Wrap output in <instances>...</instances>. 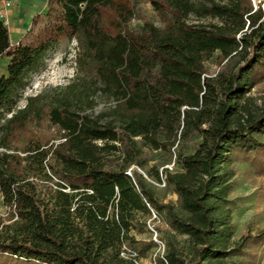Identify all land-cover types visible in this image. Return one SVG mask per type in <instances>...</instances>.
Segmentation results:
<instances>
[{
    "label": "trees",
    "instance_id": "1",
    "mask_svg": "<svg viewBox=\"0 0 264 264\" xmlns=\"http://www.w3.org/2000/svg\"><path fill=\"white\" fill-rule=\"evenodd\" d=\"M55 3L59 20L33 45L12 44L0 20V203L10 221L0 225L1 264H136L122 243L151 213L166 227L155 264H255L264 230L233 241L227 195L236 162L264 174V105L249 95L264 66V6ZM65 37L75 41L73 76L23 97L47 48ZM144 175L170 188L176 207Z\"/></svg>",
    "mask_w": 264,
    "mask_h": 264
},
{
    "label": "rangeland",
    "instance_id": "2",
    "mask_svg": "<svg viewBox=\"0 0 264 264\" xmlns=\"http://www.w3.org/2000/svg\"><path fill=\"white\" fill-rule=\"evenodd\" d=\"M24 1L22 0V2ZM214 1L224 3L226 0ZM249 2L253 8H256L257 5L260 7L264 6V0H249ZM138 11L154 24H158L156 16L148 4L141 2ZM58 20L59 12L55 0H46L44 9L32 15L29 18L28 25L21 29L18 42L28 45L35 44L38 39L43 38V32L53 26L54 22ZM188 22L205 24L208 22L214 23L215 21L208 19L195 20V18L190 16L188 17ZM140 25L141 21L138 19L130 22V28L132 29H137ZM9 39H17L16 34L9 33ZM75 52V41L70 37L58 39L54 44H51L47 48L39 68L29 75L22 96L37 94L48 87L65 85L74 74L73 60ZM215 61L216 56H213L207 64L209 74H213L216 70ZM232 63H235V60ZM2 66L3 63L0 60V69ZM249 95L255 105H264V66L258 72L257 83L251 88ZM23 104L24 101L21 99L18 101L17 107H22ZM45 131L50 135L54 134L53 129H45ZM188 149H192L191 144L188 145ZM171 167L172 164H157V171L160 172L163 168L170 170ZM234 167L235 174L230 181L227 200L229 201L231 238L233 241H237L246 231H249L250 235H254L258 231L264 230V174H260L253 165L244 162H236ZM143 177L153 186L159 201L168 202L176 207V195L170 188H167L162 182L158 183L148 179L145 175ZM9 222L7 211L0 203V225L8 224ZM153 228H155L156 232L153 231ZM164 230H166V227L163 223L150 215V218L145 220L144 226L138 224L129 231L130 240L122 243V256L133 259L136 264H155L156 258L160 257L163 251L164 238L162 232ZM176 241L177 248L183 253H187L188 248L185 237L176 236ZM152 244H155V246ZM253 252L255 253L254 263L264 264V247L258 246L253 249ZM237 260L233 258L231 261Z\"/></svg>",
    "mask_w": 264,
    "mask_h": 264
},
{
    "label": "crops",
    "instance_id": "3",
    "mask_svg": "<svg viewBox=\"0 0 264 264\" xmlns=\"http://www.w3.org/2000/svg\"><path fill=\"white\" fill-rule=\"evenodd\" d=\"M11 7L6 12V28L9 33H15L17 39H10L12 44L19 40L21 29L28 25L29 18L44 9L46 0H8ZM25 4V5H24ZM35 13H34V12ZM9 28V29H8ZM10 30V31H9ZM1 60V59H0ZM3 63V60H1Z\"/></svg>",
    "mask_w": 264,
    "mask_h": 264
},
{
    "label": "built area",
    "instance_id": "4",
    "mask_svg": "<svg viewBox=\"0 0 264 264\" xmlns=\"http://www.w3.org/2000/svg\"><path fill=\"white\" fill-rule=\"evenodd\" d=\"M11 7V2L8 0H0V20L5 24L6 23V12ZM153 217L154 214L151 213Z\"/></svg>",
    "mask_w": 264,
    "mask_h": 264
}]
</instances>
